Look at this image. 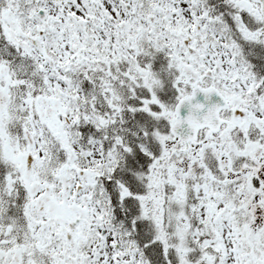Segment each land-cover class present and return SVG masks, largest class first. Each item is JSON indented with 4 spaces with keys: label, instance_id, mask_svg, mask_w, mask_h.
<instances>
[{
    "label": "snow or ice",
    "instance_id": "obj_1",
    "mask_svg": "<svg viewBox=\"0 0 264 264\" xmlns=\"http://www.w3.org/2000/svg\"><path fill=\"white\" fill-rule=\"evenodd\" d=\"M0 264H264V0H0Z\"/></svg>",
    "mask_w": 264,
    "mask_h": 264
}]
</instances>
